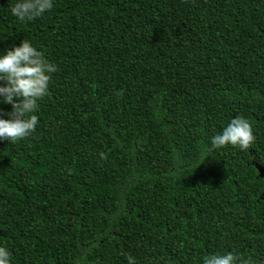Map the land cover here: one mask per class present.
<instances>
[{
	"label": "trees",
	"instance_id": "obj_1",
	"mask_svg": "<svg viewBox=\"0 0 264 264\" xmlns=\"http://www.w3.org/2000/svg\"><path fill=\"white\" fill-rule=\"evenodd\" d=\"M15 2L0 54L26 39L57 71L35 132L0 141L10 264H264V0ZM237 116L251 148L208 151Z\"/></svg>",
	"mask_w": 264,
	"mask_h": 264
},
{
	"label": "clouds",
	"instance_id": "obj_2",
	"mask_svg": "<svg viewBox=\"0 0 264 264\" xmlns=\"http://www.w3.org/2000/svg\"><path fill=\"white\" fill-rule=\"evenodd\" d=\"M52 7V0H16L10 11L20 21H33ZM56 71V66L45 58L44 53L26 39L0 54V82H3L0 84V102L11 105V111L0 113V141L16 142L35 132L38 116L34 113L39 109L38 101L50 94L49 84ZM254 141L248 120L237 116L211 138L208 151L229 145L246 151ZM101 158L107 157L101 153ZM127 260L128 264H136L132 256ZM0 264H10V252L2 246ZM202 264H253V261L250 257L226 252L206 255Z\"/></svg>",
	"mask_w": 264,
	"mask_h": 264
},
{
	"label": "water",
	"instance_id": "obj_3",
	"mask_svg": "<svg viewBox=\"0 0 264 264\" xmlns=\"http://www.w3.org/2000/svg\"><path fill=\"white\" fill-rule=\"evenodd\" d=\"M260 174L264 176V169L263 168L260 170Z\"/></svg>",
	"mask_w": 264,
	"mask_h": 264
}]
</instances>
